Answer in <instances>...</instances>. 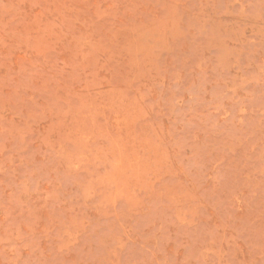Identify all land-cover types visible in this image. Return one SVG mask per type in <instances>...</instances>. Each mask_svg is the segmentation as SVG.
<instances>
[{"label":"rangeland","instance_id":"1","mask_svg":"<svg viewBox=\"0 0 264 264\" xmlns=\"http://www.w3.org/2000/svg\"><path fill=\"white\" fill-rule=\"evenodd\" d=\"M0 264H264V0H0Z\"/></svg>","mask_w":264,"mask_h":264}]
</instances>
